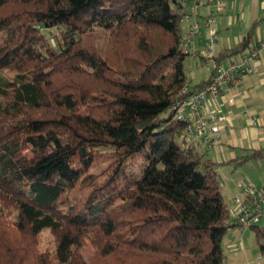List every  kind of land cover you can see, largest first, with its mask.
Here are the masks:
<instances>
[{
  "label": "trees",
  "instance_id": "trees-1",
  "mask_svg": "<svg viewBox=\"0 0 264 264\" xmlns=\"http://www.w3.org/2000/svg\"><path fill=\"white\" fill-rule=\"evenodd\" d=\"M186 14L179 0H0V264H227L218 163L186 148L171 110L189 84ZM258 23L214 59L250 49Z\"/></svg>",
  "mask_w": 264,
  "mask_h": 264
},
{
  "label": "built area",
  "instance_id": "built-area-1",
  "mask_svg": "<svg viewBox=\"0 0 264 264\" xmlns=\"http://www.w3.org/2000/svg\"><path fill=\"white\" fill-rule=\"evenodd\" d=\"M185 9L190 3L198 0H179ZM209 9L206 17L208 27V40L204 43L206 50L203 56L214 59L213 50L218 44V30L213 26L217 15H221L226 7L225 0H205ZM264 9V0H261ZM197 8V6H196ZM213 8V9H212ZM187 12V11H186ZM188 12L183 18V23L189 21ZM195 15L201 17L197 9ZM202 35L200 22H192L186 34L182 33L181 43L191 53L196 52V40ZM264 65V37L250 50L238 54L228 65L213 61L212 73L209 82L194 88L187 84L179 95L178 101L171 107L176 112V117L187 123L183 129L186 137V148L194 146L193 139L204 143L206 148L220 144L221 126L227 122V117L222 113L221 107H209V98L216 97L233 90L239 91L241 81L249 74H260ZM242 187L243 197L234 199L235 209L231 210L236 217L234 227L240 234L249 228L264 227V187H259L244 180L239 183Z\"/></svg>",
  "mask_w": 264,
  "mask_h": 264
},
{
  "label": "crops",
  "instance_id": "crops-1",
  "mask_svg": "<svg viewBox=\"0 0 264 264\" xmlns=\"http://www.w3.org/2000/svg\"><path fill=\"white\" fill-rule=\"evenodd\" d=\"M198 1L199 2L197 3H190L187 5L188 7L190 6L191 9H188V7H186V11L188 12V14H190V19L189 21H185V29L183 30L184 34L188 32V27L192 22H200L201 31L202 23L205 22L206 26V17L208 13L206 16H203L201 14V17H198L194 14V11L196 12L197 9L200 11L201 6H203L205 3V0ZM225 1L227 2V0ZM259 1L262 8L261 0ZM235 2L233 3V7H236ZM209 8L211 9V7ZM250 12L251 11H247L244 14L243 20L246 21L247 19H250ZM258 18H260V16ZM236 19L238 21L239 16L236 15ZM263 19H255L251 24L250 19L248 21L249 29L255 21L261 22ZM232 20L233 18L231 17V21ZM207 40L208 33L207 37L205 38L203 37L202 33L201 37L196 40L197 51L191 54L196 55L198 57L199 61H197V65H200L201 62L202 64H204L205 62L211 63V70L208 78L210 79L213 61L215 59H209L203 56V53L206 50L204 43ZM240 41L241 39H239L236 44H238ZM258 42L253 43L251 48H253ZM217 45L213 50L214 57L221 51L226 50L218 48ZM235 57L228 59L229 62L227 63V65L232 60H234ZM225 61L221 63L224 64ZM197 84H195L194 86H196ZM240 89L242 91L241 94L239 93V91L233 90L218 95L215 98L213 96L209 98V107H221L222 113L227 117V122L221 126L220 144L212 148H206V146H204L197 139H193V144L194 146H197L200 151H206L207 157L212 159L214 162L218 163V172L219 170L238 172V170L243 165H249V170H254V167H258V171L254 172L255 174H257L258 177L257 182L260 184H264V153L260 155V157L250 159L245 163H238L240 162L241 157L247 154L254 153L255 151L264 149V65L263 71L260 74H249L244 76L241 81ZM262 163V167L258 166ZM231 230L234 231L236 235L239 234L235 228H232Z\"/></svg>",
  "mask_w": 264,
  "mask_h": 264
},
{
  "label": "rangeland",
  "instance_id": "rangeland-1",
  "mask_svg": "<svg viewBox=\"0 0 264 264\" xmlns=\"http://www.w3.org/2000/svg\"><path fill=\"white\" fill-rule=\"evenodd\" d=\"M236 1V2H235ZM235 2L236 7H233ZM227 6L221 15L214 17V27L218 30V48L228 49L234 47L239 39H242L249 30L248 21L250 24L255 19H263L264 11L261 8L259 0H227ZM188 7V6H187ZM188 9H191L189 6ZM209 6L205 3L200 8V12L203 16H206L209 12ZM236 9V10H235ZM237 11V12H236ZM244 11V12H243ZM247 11H251L250 19L243 20V16ZM195 14V11H194ZM236 15L239 16L237 21ZM260 16V18H258ZM231 17L233 20L231 21ZM259 22V21H258ZM185 29V22L183 23V30ZM209 29L205 26V22L202 23L203 37H207ZM264 37V19L258 23L256 28L254 43L258 42ZM248 51V50H247ZM199 61L196 55L190 54L187 57L189 84L194 86L202 80L208 79L211 70V63H204L197 65ZM229 60L227 59L223 65H227ZM168 112L164 113V116H168ZM177 118V117H176ZM204 146L205 144L202 143ZM31 155V154H30ZM264 162V161H263ZM261 165H258L262 167ZM249 165H243L238 172L219 170L218 179L221 182L224 196L229 204L231 210L235 209L234 199L243 197L242 187L239 183L244 180H248L250 183L259 187H264V184L257 182L258 167H254V170L250 169ZM246 169V170H245ZM232 221H236V217L232 214ZM264 225V223H263ZM262 228V227H260ZM259 235V236H258ZM260 241H259V240ZM264 242V236L259 234L256 228H249L246 231L236 235L231 229L224 238V251L227 256V264H264V251L261 249L260 243ZM53 244V235L50 230L43 231V239L41 248H50ZM95 252L93 243L86 240L82 254L86 261H89Z\"/></svg>",
  "mask_w": 264,
  "mask_h": 264
}]
</instances>
